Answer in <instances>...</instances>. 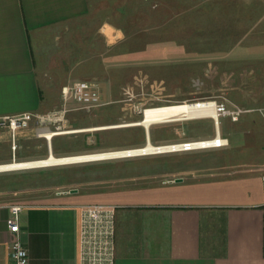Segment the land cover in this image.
<instances>
[{"label":"rangeland","instance_id":"374dc122","mask_svg":"<svg viewBox=\"0 0 264 264\" xmlns=\"http://www.w3.org/2000/svg\"><path fill=\"white\" fill-rule=\"evenodd\" d=\"M46 106L37 113L58 121L32 123L16 133L0 128V165L46 159L41 129L69 131L138 122L146 108L195 102L241 110L219 120L226 151L196 150L0 173V203L38 204L72 190L96 194L169 177L176 162L196 166L250 164L264 158V0H95L88 17L55 30ZM97 84L99 104L65 103L75 82ZM213 119L154 126L155 146L209 141ZM142 127L58 136L56 157L140 149ZM252 153H255L253 155ZM257 155V156H256ZM157 161H154V159ZM174 167H170V163ZM253 164V163H252ZM264 167V160H262Z\"/></svg>","mask_w":264,"mask_h":264},{"label":"crops","instance_id":"0c3cea01","mask_svg":"<svg viewBox=\"0 0 264 264\" xmlns=\"http://www.w3.org/2000/svg\"><path fill=\"white\" fill-rule=\"evenodd\" d=\"M94 1L0 0V118L44 109L52 33L88 17ZM262 160L199 166L177 160L175 169L170 163L175 172L153 184L77 190L21 205L20 238L30 264H80L81 208L111 205L117 207L115 264H264ZM12 206L0 203V264H14Z\"/></svg>","mask_w":264,"mask_h":264},{"label":"built area","instance_id":"2783aa9c","mask_svg":"<svg viewBox=\"0 0 264 264\" xmlns=\"http://www.w3.org/2000/svg\"><path fill=\"white\" fill-rule=\"evenodd\" d=\"M65 103H76L82 109H90L99 104L97 84L92 82H75L62 91ZM219 120L221 117H230L233 122L240 119L241 110H230L225 104H217ZM65 113L57 112L52 116H43L35 113H23L0 118V128H8L16 133L27 130L32 123L46 124L56 122ZM44 130V129H41ZM199 148H193L191 143L184 145L183 152L195 150L220 149L229 146V140L220 133L209 141H201ZM264 191V178H263ZM23 206L11 207V217L7 224L14 239L11 243V259L14 264H30L28 251L20 238V214ZM116 219L117 207L111 205H89L81 208L79 230V260L80 264H115L116 261Z\"/></svg>","mask_w":264,"mask_h":264},{"label":"bare ground","instance_id":"6f19581e","mask_svg":"<svg viewBox=\"0 0 264 264\" xmlns=\"http://www.w3.org/2000/svg\"><path fill=\"white\" fill-rule=\"evenodd\" d=\"M142 119L138 122L115 124L109 126H99L84 129H76L69 131H50L40 130L39 137L47 141L50 150L49 156L46 159L37 161L15 162L0 165V173L26 171L34 169L51 168L79 163H91L97 161H105L111 159H125L133 157H143L152 155H164L168 153L183 152L184 145H162L155 146L150 141L151 130L154 126L171 124L183 121L213 119L215 122L216 132H220L219 116L217 106L213 102H195L181 103L174 105H166L160 107L146 108L142 112ZM142 127L146 133L147 145L140 149H130L116 152L96 153L88 155H77L70 157H56L53 154V142L58 136L91 133L107 129H124ZM203 144L199 142H191V147L199 148ZM196 151V150H195Z\"/></svg>","mask_w":264,"mask_h":264},{"label":"water","instance_id":"95a60500","mask_svg":"<svg viewBox=\"0 0 264 264\" xmlns=\"http://www.w3.org/2000/svg\"><path fill=\"white\" fill-rule=\"evenodd\" d=\"M176 182H181V179H177ZM77 192H78L77 190H72V191H70V193H72V194H75V193H77Z\"/></svg>","mask_w":264,"mask_h":264}]
</instances>
